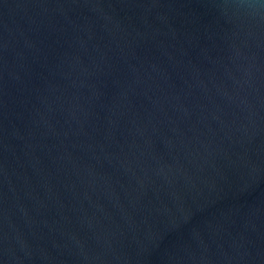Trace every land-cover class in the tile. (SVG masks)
Instances as JSON below:
<instances>
[{
    "label": "water",
    "instance_id": "95a60500",
    "mask_svg": "<svg viewBox=\"0 0 264 264\" xmlns=\"http://www.w3.org/2000/svg\"><path fill=\"white\" fill-rule=\"evenodd\" d=\"M224 0H0V264H264V23Z\"/></svg>",
    "mask_w": 264,
    "mask_h": 264
},
{
    "label": "clouds",
    "instance_id": "9594fccd",
    "mask_svg": "<svg viewBox=\"0 0 264 264\" xmlns=\"http://www.w3.org/2000/svg\"><path fill=\"white\" fill-rule=\"evenodd\" d=\"M219 9L221 15L230 22L243 20L264 23V0H224Z\"/></svg>",
    "mask_w": 264,
    "mask_h": 264
}]
</instances>
